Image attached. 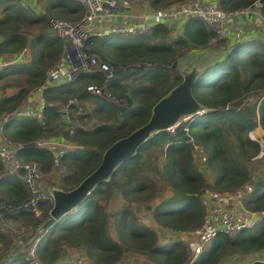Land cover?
<instances>
[{
  "label": "trees",
  "instance_id": "trees-1",
  "mask_svg": "<svg viewBox=\"0 0 264 264\" xmlns=\"http://www.w3.org/2000/svg\"><path fill=\"white\" fill-rule=\"evenodd\" d=\"M36 1L38 7L26 0H0V57L17 54L26 47L29 50L28 59L11 61L0 67V80L16 77L13 83L18 87L13 93L0 94L2 133L8 140L23 144L17 151L19 158L39 162L45 173L53 169L54 152L40 145L41 139L62 135L61 138L77 144L63 152L61 163L69 172L56 184L69 190L100 164L109 145L146 123L154 104L182 81L181 72L168 64H177L187 51L190 52L189 49H202L215 34L204 21L191 18L177 35L172 34L173 26L158 22L143 34L122 35L117 44L116 34L94 37L91 49L116 67V76L111 79L110 86L121 102L87 90L88 83L103 80L99 72H80L71 82L45 89L48 102L41 120L18 115L17 109L32 88L45 83L48 69L63 53L65 41L51 31V18L80 19L84 6L78 0ZM172 1L176 0H148L153 6H165ZM256 1L219 0L226 10L246 7ZM260 9L264 16V1ZM242 36L233 44H229L228 39L218 42H227L228 50L222 56H215L216 62L198 78L194 94L205 106L204 112L182 121L174 130L154 134L135 155L124 160L108 180L101 181L61 218L54 219L50 214L52 198L39 202L41 216L20 207L8 214L30 226L22 236L27 247L40 237L36 252L42 264H79L62 259L66 247L83 250L95 264L120 260L130 248L147 255L154 264H188L186 240L175 237L161 243L158 232L140 219L132 202L143 200L148 203L156 220L178 235L179 231L200 227L205 221L204 195L207 191H236L251 178L249 169L235 155L226 133V130L231 131L242 152L256 154L260 150V143L253 140L249 132L259 124L264 126V41L242 39ZM131 77V84L125 82ZM253 92L261 93L260 102L241 106L244 98ZM75 95L94 104L92 114H100L101 122L91 128L76 126L72 132L69 123L60 121L63 112L52 102L67 103ZM7 115L9 118L5 119ZM197 145L200 147L198 153L202 158L205 156L206 163L216 171L213 182L196 164ZM159 147L165 158L158 165L152 163L151 154ZM149 168L162 174L171 189L170 194L162 195L156 189ZM6 180L11 186L1 189V202L15 204L31 197L25 180L20 175L5 172L0 157V187ZM115 189L121 191L127 203L111 220L103 200H108ZM157 197L159 201L150 206L149 201ZM244 203L252 210H264V179L255 184ZM14 242V235L0 231V243H4L0 248V264H32L28 258L29 250L7 253ZM263 249L264 218L235 236L219 233L191 264H219L225 255L235 257ZM253 264H264V261L255 260Z\"/></svg>",
  "mask_w": 264,
  "mask_h": 264
},
{
  "label": "built area",
  "instance_id": "built-area-1",
  "mask_svg": "<svg viewBox=\"0 0 264 264\" xmlns=\"http://www.w3.org/2000/svg\"><path fill=\"white\" fill-rule=\"evenodd\" d=\"M78 1L84 6V14L80 19L51 18V31L61 36L65 41L63 53L59 60L48 69L45 83L29 91L25 104L17 109L18 115H30L42 120L43 113L39 112L37 106L34 105V94L36 92L43 94L41 105L44 107L47 104L44 96L47 87L71 82L80 72H99L103 80L88 83L87 90L97 96L118 101L110 86L111 79L116 76V67L104 60L99 52L91 49L90 45L93 44L94 37H104L112 34L139 35L147 32L151 26L158 22H166L173 26V32L176 33L191 18H199L215 34L209 43L202 48L206 50L209 45L217 44L229 38L234 28V22L239 16L248 13L263 16L260 9L263 3L261 0H257L252 5L233 10L224 9L219 0H176L165 6H153L148 1L147 3L145 1L131 3V0ZM238 35L240 37L242 33H238ZM27 52L28 48L26 47L15 54L13 59L0 60V67L11 61L24 59ZM147 64H151V62H147ZM80 101H85V99L76 95L72 96L65 103V107L60 108L63 114L67 115L70 122H72L73 116L76 117L79 113L86 114V110ZM8 118L9 115L5 116V119ZM73 128L70 125L72 132ZM171 130H174V127ZM39 144L53 150L54 164L56 165L61 164V156L66 149L78 146L68 139L62 138L60 140L59 138L49 137L41 139ZM22 146L23 144L14 143L6 137L0 143V157L4 163L5 172L20 175L25 180L31 193V197L25 202L6 204L0 201L1 226H4L3 222L8 218V214L19 207L30 209L37 216H41L42 209L39 202L46 198H52L50 188L40 187L43 170L39 162L21 159L17 156L18 148ZM195 148L200 149L198 145ZM203 157L205 158V156ZM244 196L245 192L240 190L226 193L209 191L204 195L207 215L203 224L191 230L179 231V234L191 240L192 251L188 257V264L197 259L199 254L219 233L235 236L243 229L258 224L264 218V210L248 208L244 203ZM23 229L19 234L27 233L30 226L26 225ZM39 239L40 237L28 249V258L32 264H42L36 252ZM262 254H264V249L253 253L251 260L243 261L240 264H253L255 260L264 261ZM110 264L123 263L117 260Z\"/></svg>",
  "mask_w": 264,
  "mask_h": 264
},
{
  "label": "rangeland",
  "instance_id": "rangeland-1",
  "mask_svg": "<svg viewBox=\"0 0 264 264\" xmlns=\"http://www.w3.org/2000/svg\"><path fill=\"white\" fill-rule=\"evenodd\" d=\"M144 1L147 3L148 0H131V3H141ZM57 17L62 18V19H68V18L59 17V16ZM68 20H72V19H68ZM114 36L117 39L115 41V44H117L118 42H120L122 35L116 34ZM226 43L227 42L209 45V47H206V50L204 52L209 51L210 54L213 55L214 57L217 55L222 56L223 54H225V51L228 50L225 46ZM196 49L197 48L193 49V51H195ZM189 51L191 50L189 49ZM196 53H199V52L196 51ZM186 54H184L183 57L180 58L177 64L169 63L168 65L171 68L178 69L181 73H183V71L193 66L192 64H185L183 62V58L186 56ZM11 55L12 54H5L3 59L4 60L10 59L12 58L10 57ZM15 78L16 77H12L11 79H8V80H0V94L4 92L13 93L16 91V89H18V87L15 86L13 83L15 82ZM125 82H128L129 84H131L133 82L132 77L128 78ZM9 83H12V84L7 86V84ZM18 83L19 81H17V84ZM261 98H262L261 93L253 92L244 98V100L241 103V106L245 103L260 102ZM46 101L48 102V99H46ZM25 102L26 100L24 101L22 106L25 104ZM118 102H121V99H118ZM52 103L59 105L60 108L65 107V103L61 102L60 100H55ZM80 103L85 108L86 114L82 115V113H79L76 117L73 116L72 122H70L66 114H62L60 121L63 120L69 123L72 127L82 126L84 128H91L96 123L101 122L103 117L100 114H92L94 104L90 100L86 99L85 101H80ZM187 119L189 118L183 119V121H186ZM64 128H67V126H64ZM226 133H228L227 136L229 139V144L232 145V149L235 155L241 162H243L246 165V167L249 169L251 173V178L242 186V188H239L236 190V191L240 190V191L245 192V196L243 198L244 200L245 197L252 191L255 184L261 179H264V126L259 124L258 126H256L254 129H252L249 132V136L253 140H257L260 143V150L256 154H249L246 152H242L238 145L236 138L232 135L231 131L226 130ZM61 136L62 135H58V137H61ZM198 152H199L198 150L195 152L196 164L205 173L207 179L210 182H213L215 179L216 171L215 169H213V167H211L208 163H206V160H204V158H202V156ZM151 155H152V163L154 164L159 165V164H162V162L164 161L165 154H164V151L160 147L155 149ZM154 164L151 166H154ZM149 170H150V174L154 177L156 181V189L160 191L162 195L170 194L171 189L168 186L167 182L162 177V174L159 173L157 170H152L151 168H149ZM67 172H69V169L67 168L65 164L63 163L57 164V165L54 164L53 169L50 172L45 173L42 171V175L40 179L41 181L40 187L45 188V189H48L51 187H59L56 184L59 183L60 178ZM209 191H212V190H209ZM206 193H208V191ZM158 201H159V197L149 201V204H151L150 206H152L156 204ZM103 202L107 206V210L109 214L111 215V220H114L116 213L127 203V200L125 199V197L123 196V194L121 193L119 189H115L113 192V195L108 200H103ZM132 205L137 215L140 217V219L143 222L153 227L156 231L160 229V231H158V235H159V241L161 243L170 242L171 239H174L175 237L182 238V239L184 238L189 245V254L191 253L192 251L191 240L188 237L182 236V234L176 235V232L173 229L160 224L154 217L152 209L148 207V203H146L143 200H136L132 202ZM3 224L4 226L0 225L1 232L14 235V241H15L13 243V247H11L7 251V253L10 254L14 252L27 251L30 247H27L25 245V243L23 242V237H22L24 234H19V232H22L24 230L23 228H25V226L28 224H26L25 222H22V220L20 221L18 219H10V218H6ZM111 230H112V233L116 236L115 232L113 231V227H111ZM2 247H4V243L3 244L0 243V248ZM68 253H69V256H66ZM64 256H65V259L67 260L75 259L76 262H78L79 264H95V262L90 257H88V255L83 250L75 248V247H72V248L66 247L63 257ZM262 256H264V254H262ZM120 261L123 264H154V262L147 255L141 252H137L136 250L132 248L124 252ZM241 262H243V258L240 256L233 257L230 255H225L224 257L221 258L219 264H240Z\"/></svg>",
  "mask_w": 264,
  "mask_h": 264
},
{
  "label": "water",
  "instance_id": "water-1",
  "mask_svg": "<svg viewBox=\"0 0 264 264\" xmlns=\"http://www.w3.org/2000/svg\"><path fill=\"white\" fill-rule=\"evenodd\" d=\"M183 62L193 66L183 71L182 81L154 104L151 117L146 123L109 145L103 153L100 164L77 186L69 190L61 187L50 188L54 202L50 210L52 218L59 219L75 208L101 181L108 180L124 160L135 155L140 146L154 134L172 129L183 119L192 118L206 110L194 94V87L200 75L216 62V58L209 51L189 53L183 58Z\"/></svg>",
  "mask_w": 264,
  "mask_h": 264
},
{
  "label": "crops",
  "instance_id": "crops-1",
  "mask_svg": "<svg viewBox=\"0 0 264 264\" xmlns=\"http://www.w3.org/2000/svg\"><path fill=\"white\" fill-rule=\"evenodd\" d=\"M26 2L31 4L32 6L38 7L36 0H26ZM181 29H179V31L176 33L173 32L172 34L174 35L177 33H181ZM238 33H242V35H243L242 39L243 38H258V39H261L262 41H264V17L262 15L257 16L254 13H248V14H244V15H241L238 18H236V21L234 22V28L231 32V35L229 36V38L227 40L229 42V44L234 43L235 39L239 36ZM196 51L200 53V52H204L205 50L204 49H196L195 51L191 50L189 53H196ZM206 52H208V51H206ZM4 56L0 57V60H3ZM14 56H15V54L11 55L10 57H12V59H13ZM24 59H28V52L24 56ZM42 95L43 94L40 92H36L34 94V105L37 106V109L39 110V112H43V109H44V107L41 105ZM4 137L5 136L2 133L1 123H0V143H2L4 141ZM56 138H59L60 140L62 139L61 137H56ZM10 186H11V184L9 183V181H7V180L4 181L2 187H0V192H1V189L2 190L4 189V187H10ZM8 218L13 219L9 216H8ZM158 231H160V229H158ZM252 254L253 253L240 254V255L235 256V257L240 256L243 258V261H248V260L252 259ZM66 256H69V253ZM62 259L67 260V259H65V256L62 257ZM72 261H76V260L72 259Z\"/></svg>",
  "mask_w": 264,
  "mask_h": 264
}]
</instances>
